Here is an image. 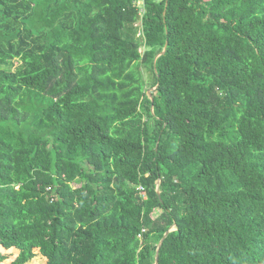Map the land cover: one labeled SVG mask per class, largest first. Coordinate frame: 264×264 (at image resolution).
<instances>
[{
  "label": "trees",
  "instance_id": "1",
  "mask_svg": "<svg viewBox=\"0 0 264 264\" xmlns=\"http://www.w3.org/2000/svg\"><path fill=\"white\" fill-rule=\"evenodd\" d=\"M170 228L157 264H264V0H0V264Z\"/></svg>",
  "mask_w": 264,
  "mask_h": 264
},
{
  "label": "water",
  "instance_id": "2",
  "mask_svg": "<svg viewBox=\"0 0 264 264\" xmlns=\"http://www.w3.org/2000/svg\"><path fill=\"white\" fill-rule=\"evenodd\" d=\"M164 52V49L161 51V53H163ZM160 53V54H161ZM150 90L151 89H148L147 90V93L150 95ZM152 99V98H151ZM157 192H158V195H159V189L157 188ZM173 228H170V229H168L167 231H165V233H164V235H163V237L159 240V243H158V246H157V248H156V253H155V264H157V262H158V259H157V256H158V249H159V247H160V245H161V243H162V241H163V238L167 235V233L170 231V230H172Z\"/></svg>",
  "mask_w": 264,
  "mask_h": 264
},
{
  "label": "rangeland",
  "instance_id": "3",
  "mask_svg": "<svg viewBox=\"0 0 264 264\" xmlns=\"http://www.w3.org/2000/svg\"><path fill=\"white\" fill-rule=\"evenodd\" d=\"M17 64L16 60L14 61V66ZM26 264H45V260L39 256H36L29 260Z\"/></svg>",
  "mask_w": 264,
  "mask_h": 264
},
{
  "label": "built area",
  "instance_id": "4",
  "mask_svg": "<svg viewBox=\"0 0 264 264\" xmlns=\"http://www.w3.org/2000/svg\"><path fill=\"white\" fill-rule=\"evenodd\" d=\"M138 188H139V191H140L142 194H144V189H143L141 186H139Z\"/></svg>",
  "mask_w": 264,
  "mask_h": 264
}]
</instances>
